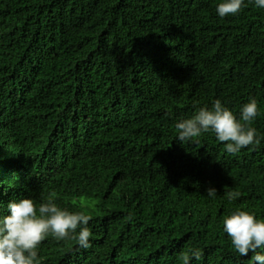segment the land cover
<instances>
[{"label": "trees", "instance_id": "obj_1", "mask_svg": "<svg viewBox=\"0 0 264 264\" xmlns=\"http://www.w3.org/2000/svg\"><path fill=\"white\" fill-rule=\"evenodd\" d=\"M221 2L0 0V217L50 193L91 216L90 247L49 236L41 264H183L190 249L189 264H250L222 219H264V9L221 18ZM250 98L258 143L176 138L198 108L219 99L239 120Z\"/></svg>", "mask_w": 264, "mask_h": 264}, {"label": "clouds", "instance_id": "obj_2", "mask_svg": "<svg viewBox=\"0 0 264 264\" xmlns=\"http://www.w3.org/2000/svg\"><path fill=\"white\" fill-rule=\"evenodd\" d=\"M256 7L264 9V0H253ZM245 7L244 0H223L216 12L223 18L237 15ZM259 114L256 99L240 109V119L217 99L211 108L200 107L186 119H180L175 128L176 138L182 143L211 131L216 139L223 143L227 153L236 154L241 149L258 143L256 130L252 122ZM215 188L207 189V195L214 197ZM239 196L238 192H227L231 201ZM8 215L0 217V264H41L38 249L46 238L52 236L57 241H75L79 247H90L92 235L88 227L91 216L83 211L62 209L50 193L37 205L33 199L20 198L7 205ZM222 229L227 234L231 247L240 256H248L250 264H264V219H257L254 213L236 209L222 219ZM190 253V254H189ZM183 264H189L191 258L199 260V249H190L181 253Z\"/></svg>", "mask_w": 264, "mask_h": 264}]
</instances>
